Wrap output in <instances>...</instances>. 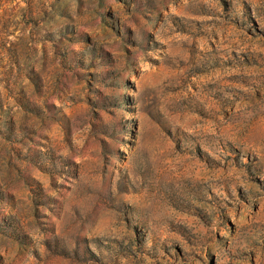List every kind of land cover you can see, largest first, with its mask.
I'll return each mask as SVG.
<instances>
[{"label": "rangeland", "instance_id": "rangeland-1", "mask_svg": "<svg viewBox=\"0 0 264 264\" xmlns=\"http://www.w3.org/2000/svg\"><path fill=\"white\" fill-rule=\"evenodd\" d=\"M0 264H264V0H0Z\"/></svg>", "mask_w": 264, "mask_h": 264}]
</instances>
